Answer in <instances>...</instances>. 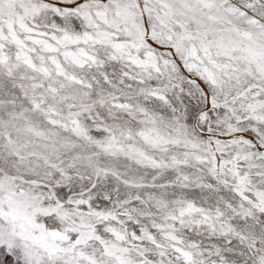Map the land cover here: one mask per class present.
<instances>
[{"label":"snow or ice","instance_id":"obj_1","mask_svg":"<svg viewBox=\"0 0 264 264\" xmlns=\"http://www.w3.org/2000/svg\"><path fill=\"white\" fill-rule=\"evenodd\" d=\"M0 264H264V0H0Z\"/></svg>","mask_w":264,"mask_h":264}]
</instances>
